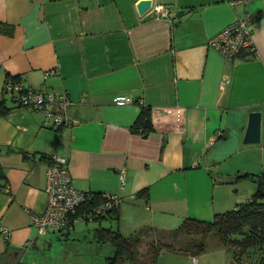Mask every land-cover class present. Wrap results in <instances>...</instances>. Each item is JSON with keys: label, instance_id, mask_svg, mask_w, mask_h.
<instances>
[{"label": "crops", "instance_id": "crops-1", "mask_svg": "<svg viewBox=\"0 0 264 264\" xmlns=\"http://www.w3.org/2000/svg\"><path fill=\"white\" fill-rule=\"evenodd\" d=\"M137 1L0 0V99L8 108L0 113V226L7 229L0 258L8 264H23L54 234L82 233L96 258L107 252L93 238L96 220L68 233L38 232L31 214L46 206L49 163L41 154L65 157L75 188L118 194V227L127 234L173 228L186 216L211 220L255 190L253 178L236 175L264 171V0H152L167 16L139 14ZM249 13L253 48L226 58L209 38ZM7 75L65 94L70 122L55 125L16 103L3 92ZM175 104L183 108L180 124L150 117L145 135L131 127L141 105ZM251 110L260 111V135L245 142ZM143 187L147 196L136 197ZM63 251L56 264H69ZM204 259L234 264L221 244L196 255L162 250L155 264Z\"/></svg>", "mask_w": 264, "mask_h": 264}, {"label": "trees", "instance_id": "trees-1", "mask_svg": "<svg viewBox=\"0 0 264 264\" xmlns=\"http://www.w3.org/2000/svg\"><path fill=\"white\" fill-rule=\"evenodd\" d=\"M6 77L19 79L17 75ZM7 109L4 107L3 97L0 99V113H4ZM149 114V107L141 105L131 126L133 130L143 135L151 130ZM40 159L48 162L52 160L51 156L45 154H41ZM246 176L253 178L256 184L250 198L233 208L215 212L211 220L186 216L173 228L140 227L125 235L118 228V203L111 205L106 212L92 218L98 221V225L94 227L93 238L99 243L109 242L113 247L112 253L105 256L103 264H121L126 259L137 263L136 246L140 242L141 235L149 231L151 232L148 241L150 264H155L162 250L181 251L191 255L202 252L207 247V235L208 242L213 246L219 242L229 250L234 264H264V171L241 172L236 178ZM85 193L89 196L76 206V215L85 213L103 200L102 194L98 192L85 191ZM135 196H147V188L139 189ZM103 219L114 221L115 225L100 224ZM209 234L214 235L218 242L211 241L212 237ZM250 251L253 253L251 254ZM255 253L256 257H253ZM0 259V264H8L7 260Z\"/></svg>", "mask_w": 264, "mask_h": 264}, {"label": "built area", "instance_id": "built-area-1", "mask_svg": "<svg viewBox=\"0 0 264 264\" xmlns=\"http://www.w3.org/2000/svg\"><path fill=\"white\" fill-rule=\"evenodd\" d=\"M228 1L234 3L248 0ZM150 9L154 16L168 15V8L161 3L153 4ZM255 17L253 13H249L235 18L210 37L209 43L226 58L238 55L243 49H252V29ZM3 91L9 93L12 99L22 106L40 109L55 125L61 126L70 122L69 117L63 112L68 103L65 94L57 97L53 93L27 87L20 78L13 79L11 77L5 78ZM149 112L152 122L165 120L168 123L180 124L183 118V108L178 104L151 106ZM51 158L46 174V206L41 212L31 214L32 222L38 232H42L48 227H54L68 233L73 230L74 222L77 219L82 221L92 219L119 202V196L116 193L102 194L101 202L93 205L85 213L76 215V206L87 199L89 195L85 191L75 188L71 183L65 157L51 156ZM0 232L7 236L6 228L0 226ZM193 262H196L195 257H193Z\"/></svg>", "mask_w": 264, "mask_h": 264}, {"label": "rangeland", "instance_id": "rangeland-1", "mask_svg": "<svg viewBox=\"0 0 264 264\" xmlns=\"http://www.w3.org/2000/svg\"><path fill=\"white\" fill-rule=\"evenodd\" d=\"M8 94V93H7ZM96 221L93 219H90L86 222L84 221H77L74 223V226L77 227L78 230L82 226H91ZM102 225H115L114 221H111L109 219H104L102 221ZM122 226V225H121ZM119 228V227H118ZM119 228L121 233L128 235V231H126L125 227ZM55 235H51L50 244H47L48 241L45 240L43 243V248H39L37 250H31L27 253L26 256L23 255L25 258L23 261V264H53L58 263L62 261V258L60 256V252H68L67 254L70 256L69 264H103V260L107 254H111L113 251V247L109 242H104V245H107V252L104 251V249L101 252V256L95 257L94 251L92 249V246L89 245V241L85 239L81 233V235L74 236L73 234H70L68 236V239L66 237H63L62 239L55 238ZM210 235V234H209ZM208 236V235H207ZM206 236V244L208 248L213 247L211 243L208 242V237ZM150 235L142 234L140 242L136 246V256H137V263L131 262L129 260H123L121 264H150L151 262V254L148 250V241L150 239ZM212 237L211 241H216L217 239L214 235H210ZM218 244H220L218 242ZM251 254L253 253L250 251ZM32 255H36L34 257V262ZM64 255V254H63ZM57 256V259H56ZM55 257V259H53ZM59 257V258H58ZM253 257H256V253ZM52 258V259H51ZM36 260V261H35ZM200 264H209L208 259L200 260Z\"/></svg>", "mask_w": 264, "mask_h": 264}, {"label": "water", "instance_id": "water-1", "mask_svg": "<svg viewBox=\"0 0 264 264\" xmlns=\"http://www.w3.org/2000/svg\"><path fill=\"white\" fill-rule=\"evenodd\" d=\"M152 0H138L136 3V9L139 14H143L147 10H149L152 6ZM260 111L259 110H251L248 113L247 125L245 128V132L243 135V140L245 142L249 141H258L260 135Z\"/></svg>", "mask_w": 264, "mask_h": 264}]
</instances>
